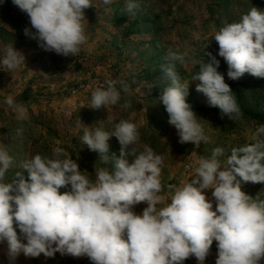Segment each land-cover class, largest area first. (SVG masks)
Masks as SVG:
<instances>
[{
  "label": "clouds",
  "instance_id": "clouds-1",
  "mask_svg": "<svg viewBox=\"0 0 264 264\" xmlns=\"http://www.w3.org/2000/svg\"><path fill=\"white\" fill-rule=\"evenodd\" d=\"M102 2L110 5L113 0ZM12 3L29 18L24 35L44 51L77 56L87 43L85 10L93 7L92 0ZM139 7L137 0H126L124 11L135 16ZM212 39L227 64L228 79L237 81L245 73L264 78V10L252 6L239 20L221 26ZM207 55L211 61L200 63L190 84L199 81L195 90L207 97L209 106L219 108L221 118L240 119L236 95L217 71L220 61ZM163 60L160 67L170 83L159 102L178 142L197 147L208 143L203 119L187 102L190 85L180 72L186 54L169 50ZM25 61L12 43L0 47V68L12 72ZM122 93L130 95V85L109 79L92 91L90 108L118 106ZM4 102L17 121L28 119L23 103L11 95ZM123 106L130 105L125 100ZM81 127V143L98 153L94 178L81 171L79 155L74 160L61 147L51 157L26 156L19 163L22 171L13 172L14 159L3 142L9 137L0 136V245L6 246L10 260L21 254L47 259L59 253L87 257L92 264H184L191 257L204 264L216 241L215 264H264V198L242 191V183L264 184V124L257 126L250 142L227 154L215 147L209 157H200L188 180L167 185L161 178L166 155L140 143L135 123L119 119L111 131ZM22 133V127L16 129L17 136ZM111 137L120 145L119 156L110 153ZM142 202L146 207L137 213L135 207Z\"/></svg>",
  "mask_w": 264,
  "mask_h": 264
},
{
  "label": "rangeland",
  "instance_id": "rangeland-1",
  "mask_svg": "<svg viewBox=\"0 0 264 264\" xmlns=\"http://www.w3.org/2000/svg\"><path fill=\"white\" fill-rule=\"evenodd\" d=\"M125 3L126 0H113L105 5L102 0H92L93 7L85 10L88 41L77 56L67 57L46 52L37 41L26 37L23 29L30 27L27 15L12 0L0 3V47L12 43L26 57L25 66L15 71L0 68V136L9 137L3 142L9 144L13 172L22 171L19 163L26 156L51 157L53 149L61 147L74 160L79 155L77 163L81 171L86 170L94 178V165L99 157L81 143V123L111 131L119 119H127L137 125L141 144H149L166 155L162 182L179 183L190 178L200 157H209L215 147H223L227 154L232 147L250 142L257 126L264 124L259 120L264 118V78L244 74V96L239 106L254 115L235 121L221 118L219 108L209 106L207 97L195 90L199 81L190 84L191 75L200 70V63L211 61L207 55L211 53L220 61L217 71L225 76L233 91V80L227 77V64L218 55L219 46L212 39L213 34L225 23L239 20L252 6L264 10V0H137L140 7L135 16L124 11ZM169 50L186 54V66L180 72L183 81L190 85L187 102L203 119L200 122L209 137L208 143L202 142L198 147L178 142L177 131L169 124L168 113L159 102L160 93L170 83L160 67ZM109 79L126 81L130 95L122 93L124 99L118 106L90 108L92 91ZM9 95L26 107V121H17L4 102ZM125 100L130 105L127 108L123 106ZM21 127L23 133L17 136L16 129ZM109 145L110 153L119 156L120 145L115 137L110 138ZM190 164L192 169L188 168ZM24 175L27 177L26 171ZM242 191L253 198L257 194L264 198L261 183H242ZM206 194L210 197L211 190ZM144 207L146 204L142 202L135 211L139 213ZM216 253L213 241L204 264H215ZM0 264L92 262L87 257L59 253L47 259L43 255L27 258L21 254L12 261L6 246L0 245ZM184 264H197V260L191 257Z\"/></svg>",
  "mask_w": 264,
  "mask_h": 264
},
{
  "label": "trees",
  "instance_id": "trees-1",
  "mask_svg": "<svg viewBox=\"0 0 264 264\" xmlns=\"http://www.w3.org/2000/svg\"><path fill=\"white\" fill-rule=\"evenodd\" d=\"M244 77V76H243ZM240 78L239 80H237V81H233L232 83L234 84V88H233V92L235 93V95H236V98H237V102H238V104H240L241 102H242V98H243V96H244V93H243V88L245 87L244 86V82H242L243 81V79L244 78ZM243 112V116L242 117H247V116H249V117H251V115H254V114H252L251 112H250V110H245V111H242ZM255 116H257V115H255ZM258 118H260V116H258ZM260 121H264V118H260L259 119Z\"/></svg>",
  "mask_w": 264,
  "mask_h": 264
}]
</instances>
